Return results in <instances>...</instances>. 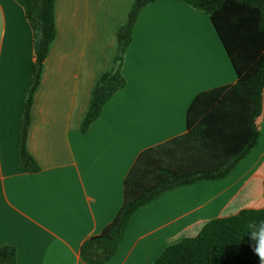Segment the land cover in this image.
Segmentation results:
<instances>
[{"label": "crops", "instance_id": "obj_1", "mask_svg": "<svg viewBox=\"0 0 264 264\" xmlns=\"http://www.w3.org/2000/svg\"><path fill=\"white\" fill-rule=\"evenodd\" d=\"M133 2L55 0L57 36L27 137L39 171L27 173L19 147L35 75L34 36L24 0H0V248L15 247L17 264H89L81 246L115 219L140 153L187 132L198 94L237 82L209 15L181 0H155L135 25L125 87L83 132L94 86L113 65L117 31ZM257 125L258 143L227 178L177 188L141 207L105 264H151L209 220L257 208L247 205L252 183L264 182V93Z\"/></svg>", "mask_w": 264, "mask_h": 264}, {"label": "trees", "instance_id": "obj_2", "mask_svg": "<svg viewBox=\"0 0 264 264\" xmlns=\"http://www.w3.org/2000/svg\"><path fill=\"white\" fill-rule=\"evenodd\" d=\"M181 1L209 15L237 73V82L198 94L187 112V132L140 153L125 178L124 203L115 219L81 246L89 264H105L117 254L131 218L141 207L177 188L227 178L259 141L257 119L262 114L264 93V0ZM153 2L134 0L126 23L118 28L113 65L94 86L83 132L125 87L123 61L141 12ZM24 10L34 36L35 75L20 129L19 159L27 173H35L39 166L27 148V137L34 92L57 36L55 0H24ZM118 61L121 63L116 69ZM258 243L264 244V208H245L209 220L196 236L167 246L151 264H260L253 252ZM0 264H17L15 247L0 248Z\"/></svg>", "mask_w": 264, "mask_h": 264}, {"label": "rangeland", "instance_id": "obj_3", "mask_svg": "<svg viewBox=\"0 0 264 264\" xmlns=\"http://www.w3.org/2000/svg\"><path fill=\"white\" fill-rule=\"evenodd\" d=\"M252 185L254 186L252 190V197L254 196V198L248 203L249 205H247V207L257 206V208H264V182L262 185L258 180H256L252 183Z\"/></svg>", "mask_w": 264, "mask_h": 264}, {"label": "clouds", "instance_id": "obj_4", "mask_svg": "<svg viewBox=\"0 0 264 264\" xmlns=\"http://www.w3.org/2000/svg\"><path fill=\"white\" fill-rule=\"evenodd\" d=\"M253 252L258 257L260 264H264V244L258 243L253 247Z\"/></svg>", "mask_w": 264, "mask_h": 264}, {"label": "water", "instance_id": "obj_5", "mask_svg": "<svg viewBox=\"0 0 264 264\" xmlns=\"http://www.w3.org/2000/svg\"><path fill=\"white\" fill-rule=\"evenodd\" d=\"M120 63H121V61H118L117 68L116 69H118ZM40 69H41V66L40 65H37V71H40Z\"/></svg>", "mask_w": 264, "mask_h": 264}]
</instances>
